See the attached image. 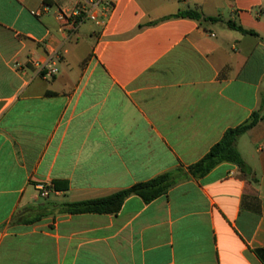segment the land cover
Returning <instances> with one entry per match:
<instances>
[{
  "label": "crops",
  "instance_id": "crops-1",
  "mask_svg": "<svg viewBox=\"0 0 264 264\" xmlns=\"http://www.w3.org/2000/svg\"><path fill=\"white\" fill-rule=\"evenodd\" d=\"M74 5L0 0V264H264V0H117L72 31ZM191 10L222 21L175 17ZM260 108L246 172L62 213L187 169Z\"/></svg>",
  "mask_w": 264,
  "mask_h": 264
},
{
  "label": "trees",
  "instance_id": "trees-1",
  "mask_svg": "<svg viewBox=\"0 0 264 264\" xmlns=\"http://www.w3.org/2000/svg\"><path fill=\"white\" fill-rule=\"evenodd\" d=\"M175 17H183L204 20L208 22L222 21L220 18L204 17L202 13L196 10L180 11ZM230 29L238 30L243 33H250L243 27L232 21L225 22ZM263 118V109H259L251 115L245 123L227 130L223 138L215 144L210 151L197 163L190 165L187 169L178 168L174 171L163 173L149 181L132 185L127 189L120 190L112 195L84 200L80 202L62 204V213L65 214H117L121 211L125 201L132 196L140 197L145 203L152 201L168 194L169 190L179 182L195 178L199 179L209 174L214 168L222 163H234L242 171H247L245 161L237 149L238 139L248 130L254 127Z\"/></svg>",
  "mask_w": 264,
  "mask_h": 264
},
{
  "label": "built area",
  "instance_id": "built-area-1",
  "mask_svg": "<svg viewBox=\"0 0 264 264\" xmlns=\"http://www.w3.org/2000/svg\"><path fill=\"white\" fill-rule=\"evenodd\" d=\"M74 8L70 11H59L58 20L68 25L72 31L85 21H91L94 24L106 26L116 8L117 0H74ZM47 75L54 76L57 69L52 65L44 66ZM42 195H47V189L44 185H39Z\"/></svg>",
  "mask_w": 264,
  "mask_h": 264
},
{
  "label": "rangeland",
  "instance_id": "rangeland-1",
  "mask_svg": "<svg viewBox=\"0 0 264 264\" xmlns=\"http://www.w3.org/2000/svg\"><path fill=\"white\" fill-rule=\"evenodd\" d=\"M67 4L72 3L74 0H65Z\"/></svg>",
  "mask_w": 264,
  "mask_h": 264
}]
</instances>
